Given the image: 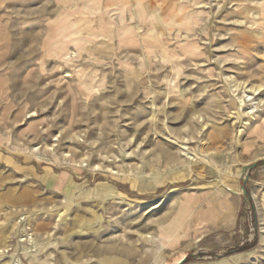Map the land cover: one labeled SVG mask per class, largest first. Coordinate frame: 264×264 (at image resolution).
I'll use <instances>...</instances> for the list:
<instances>
[{"label": "rangeland", "instance_id": "rangeland-1", "mask_svg": "<svg viewBox=\"0 0 264 264\" xmlns=\"http://www.w3.org/2000/svg\"><path fill=\"white\" fill-rule=\"evenodd\" d=\"M140 1L0 0V264H264V0Z\"/></svg>", "mask_w": 264, "mask_h": 264}, {"label": "bare ground", "instance_id": "bare-ground-1", "mask_svg": "<svg viewBox=\"0 0 264 264\" xmlns=\"http://www.w3.org/2000/svg\"><path fill=\"white\" fill-rule=\"evenodd\" d=\"M138 2H137V4H136V11L138 12V15H139V17H140V19H141V21H143V16H145L147 13V9H149V7L150 6H148L147 4H144L143 2H141L140 0H137ZM106 2V1H105ZM166 2H168V4L169 5H172V8H171V10H170V12L171 13H173L172 14V16H174V17H176V16H178L179 15V11H177L176 9H175V5H174V1L173 0H166ZM92 3V2H91ZM125 3H127V1H125ZM110 4V3H109ZM102 5H103V3H102ZM112 5V4H111ZM99 6V5H98ZM106 6V5H105ZM105 6H104V8H105ZM165 6V5H164ZM110 7V6H109ZM166 7H167V4H166ZM106 8H107V6H106ZM142 10V12H140V10ZM164 10V14L166 15V14H170V12H168L167 13V8H163ZM106 10V9H105ZM118 10V9H117ZM139 10V11H138ZM92 12V11H91ZM95 12V11H94ZM91 14V13H90ZM108 15V14H107ZM105 16V15H104ZM68 17V16H67ZM180 19L183 21V20H185L186 19V17H187V15L186 14H184V13H182V14H180ZM97 18L95 17V19L94 20H96ZM66 20V19H65ZM67 21V20H66ZM98 21H99V19H98ZM65 22V21H64ZM69 23H71L70 21H69ZM58 24V23H57ZM61 24H64L63 22L61 23ZM66 24V23H65ZM97 24V29L100 31V34H104L105 36H107L108 38H112V36H113V34H114V32H115V30H114V27H113V25H112V23H110L109 21L107 22V23H105L104 21H102L101 20V22L99 21V23H96ZM68 25V24H67ZM56 26V25H55ZM59 27V26H58ZM63 27V26H62ZM61 27V28H62ZM64 27H65V25H64ZM55 28V27H54ZM61 28H60V30H61ZM69 28V27H68ZM72 30L71 31H63L62 30V32L60 33V35L62 36L61 37V40H59V44L57 45V48H56V52L58 53V54H60V53H64V51H66L67 50V48H68V44L69 43H71V42H75V43H79L78 41H79V39L77 38V37H74V36H77V35H79L81 32H84L85 30V27L84 26H82L81 24H79V22H77V23H72ZM70 28V29H71ZM104 30H103V29ZM71 33H73V34H71ZM51 34V33H50ZM58 35V34H57ZM52 37V36H51ZM55 37V36H54ZM53 37V38H54ZM49 38V37H48ZM57 39V38H56ZM131 40V38H125L124 40H123V43H125V44H127L129 41ZM57 41H58V39H57ZM56 41V42H57ZM51 42H53V40L51 41ZM56 44V43H55ZM76 44V45H77ZM51 45V44H50ZM55 47V46H54ZM48 48V47H47ZM51 48V47H50ZM52 51V50H51ZM50 52V51H49ZM56 53V54H57ZM68 54V53H67ZM58 57V56H57ZM69 57V56H68ZM237 87H239V85L237 86ZM258 87H255V88H253L254 90H256ZM244 91V90H243ZM245 92V91H244ZM234 102V101H233ZM243 103V101H241V104ZM234 104L236 105V102H234ZM246 107V106H245ZM250 109V108H249ZM248 110V109H247ZM247 113H250V111H247ZM253 115V114H252ZM238 117V116H237ZM254 132L255 133H257L259 136H261V137H264V121L259 125V126H256L255 127V129H254ZM183 150H185L186 151V155L188 154H190V155H192L193 153H191V152H187V148L186 147H183L182 148ZM194 155V154H193ZM195 156V155H194ZM253 195L256 197L257 196V191H256V189L253 191ZM262 232H263V237H264V226H262ZM144 238L145 239H153V240H155V238L153 237V236H149L148 234L147 235H145L144 236ZM161 241V240H160ZM165 245V244H164ZM153 255V254H152ZM184 256H185V254L184 253H181L177 258H176V260L174 261V263H176V262H180L183 258H184ZM154 257H156V259H157V261L155 262V264H160L161 263V259H160V256H159V252L157 251L156 252V254H155V256ZM125 260V259H124ZM164 264H173V263H164Z\"/></svg>", "mask_w": 264, "mask_h": 264}, {"label": "crops", "instance_id": "crops-1", "mask_svg": "<svg viewBox=\"0 0 264 264\" xmlns=\"http://www.w3.org/2000/svg\"><path fill=\"white\" fill-rule=\"evenodd\" d=\"M251 176V180L253 178L258 179L259 181L262 180L264 181V165H259L257 167L252 168L249 171V177ZM224 198H226L227 200V210L228 213L232 216L231 219L229 220H223L221 222V216H219L218 214H213V218L214 220L211 219H207L204 224L203 227L207 228V229H218L221 228L227 224H230L232 222H234L237 217H238V211L240 210L243 201L245 198V200L247 201V198L245 196L241 197L240 194H238V191L230 189V192H228L227 194H222Z\"/></svg>", "mask_w": 264, "mask_h": 264}, {"label": "water", "instance_id": "water-1", "mask_svg": "<svg viewBox=\"0 0 264 264\" xmlns=\"http://www.w3.org/2000/svg\"><path fill=\"white\" fill-rule=\"evenodd\" d=\"M259 165H264V160L263 161H261V162H256V163H254V164H251V165H248L247 167H245L244 168V177H243V185H242V190H243V192H244V194H245V196H246V198H249L250 199V197H249V195H248V191H247V188H246V186H247V181L249 180V171L252 169V168H254V167H257V166H259ZM186 256L180 261V263L179 264H181V263H183L185 260H186Z\"/></svg>", "mask_w": 264, "mask_h": 264}, {"label": "trees", "instance_id": "trees-1", "mask_svg": "<svg viewBox=\"0 0 264 264\" xmlns=\"http://www.w3.org/2000/svg\"><path fill=\"white\" fill-rule=\"evenodd\" d=\"M188 259H189V257H187L185 261H187Z\"/></svg>", "mask_w": 264, "mask_h": 264}]
</instances>
